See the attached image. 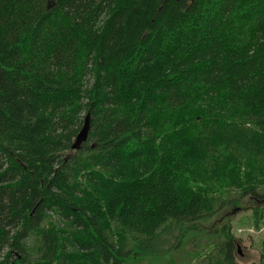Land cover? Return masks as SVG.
<instances>
[{
	"label": "trees",
	"instance_id": "obj_1",
	"mask_svg": "<svg viewBox=\"0 0 264 264\" xmlns=\"http://www.w3.org/2000/svg\"><path fill=\"white\" fill-rule=\"evenodd\" d=\"M243 203L259 227L264 0H0V264H239L206 223Z\"/></svg>",
	"mask_w": 264,
	"mask_h": 264
},
{
	"label": "rangeland",
	"instance_id": "obj_2",
	"mask_svg": "<svg viewBox=\"0 0 264 264\" xmlns=\"http://www.w3.org/2000/svg\"><path fill=\"white\" fill-rule=\"evenodd\" d=\"M243 209L240 211L236 208L235 214H230L231 207L227 206L224 210L218 214L212 221L207 222L206 225L209 229L219 230V226L222 227L224 224L230 225L232 233L237 237L241 238V242L238 244L240 253H236V260L239 264H259L262 261V253L264 251V209L263 216L259 223V227L254 224L253 208L252 203H243ZM256 206V205H253ZM239 210V211H238ZM240 229L242 231H240ZM253 229L254 232L250 230ZM217 242V241H216ZM222 240L218 239V245ZM214 243L209 246L208 249L202 251L210 252V255L214 254V249H217L215 257L218 254V248H214ZM191 250V249H189ZM186 263L188 262L185 260ZM209 264L204 261H193L192 264Z\"/></svg>",
	"mask_w": 264,
	"mask_h": 264
},
{
	"label": "water",
	"instance_id": "obj_3",
	"mask_svg": "<svg viewBox=\"0 0 264 264\" xmlns=\"http://www.w3.org/2000/svg\"><path fill=\"white\" fill-rule=\"evenodd\" d=\"M48 8H51L49 4H48ZM89 130H90V115L88 114L85 118V123L82 129L80 130V132L78 133L77 138L74 142V149L81 148L82 143L85 142L89 136Z\"/></svg>",
	"mask_w": 264,
	"mask_h": 264
},
{
	"label": "bare ground",
	"instance_id": "obj_4",
	"mask_svg": "<svg viewBox=\"0 0 264 264\" xmlns=\"http://www.w3.org/2000/svg\"><path fill=\"white\" fill-rule=\"evenodd\" d=\"M84 123H85V120H84ZM84 125V124H83ZM83 127V126H82ZM77 138V137H76ZM89 138V137H88ZM88 138H87V140L85 141V142H87L88 141ZM76 140V139H75ZM75 142V141H74ZM72 149H74V143H73V145H72Z\"/></svg>",
	"mask_w": 264,
	"mask_h": 264
},
{
	"label": "built area",
	"instance_id": "obj_5",
	"mask_svg": "<svg viewBox=\"0 0 264 264\" xmlns=\"http://www.w3.org/2000/svg\"><path fill=\"white\" fill-rule=\"evenodd\" d=\"M240 231H242V230H240ZM250 231H251V232H254V230H253V229H251Z\"/></svg>",
	"mask_w": 264,
	"mask_h": 264
}]
</instances>
